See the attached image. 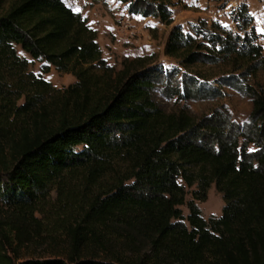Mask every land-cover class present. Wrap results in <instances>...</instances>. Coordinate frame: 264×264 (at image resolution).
Returning <instances> with one entry per match:
<instances>
[{"label":"trees","instance_id":"trees-1","mask_svg":"<svg viewBox=\"0 0 264 264\" xmlns=\"http://www.w3.org/2000/svg\"><path fill=\"white\" fill-rule=\"evenodd\" d=\"M117 1L131 15L173 23L170 0ZM253 20L242 5L238 33L217 21L193 33L175 26L165 55L183 68L250 75L264 69ZM152 59L109 65L97 31L65 0H0V209L18 220L0 219V237L31 241L41 215L68 242L52 257L0 255V264H264V87L235 83L253 101L244 125L199 122L187 106L163 107L155 92L188 102L212 88L195 78L171 86L158 76L180 72L150 68ZM33 62L76 82L57 89ZM212 186L225 207L205 219L198 202Z\"/></svg>","mask_w":264,"mask_h":264},{"label":"rangeland","instance_id":"rangeland-1","mask_svg":"<svg viewBox=\"0 0 264 264\" xmlns=\"http://www.w3.org/2000/svg\"><path fill=\"white\" fill-rule=\"evenodd\" d=\"M173 11V23L168 26L161 24L154 18H143L129 14L125 5L117 0H65L74 11L80 13L88 25L97 31L98 43L103 51V58L109 65L117 70L123 68L125 61L152 57L150 68L162 67L163 70L179 71L177 78H159L171 86L187 85L190 78L204 82L212 88L213 94L201 96L193 101H179L178 98L168 100L161 94V89L155 92L158 102L169 111H179L187 106L190 113L201 122L206 118L221 117L230 123L240 124L248 122L253 110V101L247 94L239 92L235 83L244 87L260 90L264 87V69H258L248 75L232 72L229 68H219L209 65L197 64L193 67L183 68L178 61L165 55V46L171 30L181 26L185 33H193V26L207 22L210 27L213 22H219L224 28L239 31L233 22V15L242 5H247L253 24L249 27L255 29L259 39L257 43L264 50V0H170ZM21 56L32 60L18 48ZM45 63L33 62L31 70L52 83L57 89H65L76 82L70 74H62L51 67L48 74L42 72ZM235 75V76H234ZM235 78H239L238 80ZM188 80V81H187ZM238 83V84H239ZM255 149L254 147L251 148ZM191 195L187 200H191ZM205 219L212 216L220 217L225 207L223 195L215 186L208 193L206 202H198ZM184 215L188 216L187 206L181 207ZM0 219L17 222L10 211L0 209ZM44 228L37 236L36 228L31 229L34 237L31 241L19 244L14 237L9 240L0 237V255L11 257L13 260H28L31 258H47L55 256L68 245L67 239L60 227L52 221L45 220Z\"/></svg>","mask_w":264,"mask_h":264}]
</instances>
